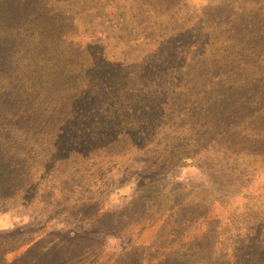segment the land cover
I'll list each match as a JSON object with an SVG mask.
<instances>
[{"label":"trees","instance_id":"16d2710c","mask_svg":"<svg viewBox=\"0 0 264 264\" xmlns=\"http://www.w3.org/2000/svg\"><path fill=\"white\" fill-rule=\"evenodd\" d=\"M28 1L31 0H0V71L5 77L8 75L7 83L17 90V83L29 79L34 82L31 93L37 95L38 91L43 88L42 94L39 95L44 98L40 102L41 108L32 110L34 112L32 114L36 116L48 115V118L63 119L62 125L64 126L78 121L79 128L89 124L92 120L94 124H91L87 130V133L91 134L88 140H97L95 132H90L91 129H95V123L102 126L112 125V120H115L118 122L116 127L122 128L121 131L110 128L105 135L101 136L98 147H88L89 150L93 149L88 153H75V149L70 152L75 157L68 156L64 161L58 160L51 166L46 163L42 166L54 180L58 179L60 189L58 193L69 192L72 184L77 185L74 179L77 172L73 173L69 170L72 159L75 160L72 164L76 161H84L79 164L80 167L93 162L92 168L96 167L95 171L99 173L105 165L102 161L105 160H107L106 164L114 163L116 170L125 169L123 160L127 155L134 156L132 161L144 163L145 166L136 172H129L125 169L127 175L138 177V186L127 206L122 209L124 212H113L111 216L104 211L101 213V210H107L105 209L107 207L99 206L97 213L101 215L96 218L95 225L79 226L78 224L64 231L42 232L15 250L1 251L0 259L5 260L18 253L17 257L7 264H75L79 258L92 252L93 248L90 245L95 242L100 244L101 237H115L114 234H118L116 232L118 230H112L106 223L112 226L115 220L120 221L116 218L118 216L127 217L132 224L134 223L131 220L133 214L139 210L141 214L136 220L139 221V230L135 238L140 239L145 231H152L155 227L158 231L157 239L152 242L153 247L149 246L144 249V252L147 250L149 254L151 250L155 252L156 249L166 248L167 245L178 241L183 242L186 237L188 238L187 233H193L192 239L197 232H189L187 229L200 222L206 226L210 219V206H202L200 208L202 213L195 218L191 210L192 206L183 203L176 205L170 202L169 185L163 188L160 183L165 182L166 175L173 170L186 165L202 167L201 163L217 155L223 157V160L226 158L225 164L231 166L239 174L238 155L249 150L251 152V149L261 152L264 149V132H253L255 137L251 138L249 133L243 132L238 126L246 123L249 117L254 119V114L251 113L253 112L251 105L254 101L252 89L256 87L257 97L264 98L262 94L264 86H261L264 84V29L260 27V23L252 20V25V21L246 23L244 19L238 20L244 14L239 17L237 11L229 12V7L218 6L202 7V15L194 21L193 17L185 13L183 16L171 14L180 10L182 6L180 4L175 6V0H111L113 2L97 0L100 3L95 6L83 3L81 0H74L75 7L81 5L83 6L82 11H87L88 22L102 21L111 25V32L115 33L117 30L118 36L113 34L117 40L134 45H138L139 42H151V40L153 43L156 42L153 50L162 47L164 52V54L151 55L154 60H158V65L157 63L147 64L145 61V65L144 62L131 65L125 67V71H122L121 67H115L116 71H111L109 66L94 68L93 64L72 67L65 56L52 57L50 50L52 40L47 36L48 31L50 34L53 31L61 33L55 36L56 40L53 45L66 44L64 46L70 48V41L73 40L74 34L68 30L82 19L75 16L71 10H64L56 12L59 18L52 22L50 19L38 22V28L43 25V30L37 36L38 38H33L34 42L28 38L26 40L20 38L22 44L28 48L23 50L22 55L33 57L35 70L27 67L30 70L20 68L18 72H14L12 68L8 74L5 65L10 62L6 55L17 47L16 42H10L13 38L12 34L18 33L22 25L34 23L26 19L27 17L24 18L33 11V6ZM49 1L58 4L73 0ZM87 1L90 3L92 0ZM117 1L126 3L122 12H118L121 8H115L116 11L109 13L110 17L101 16L102 6L110 7ZM45 5V8H48L47 4ZM45 8H41V11H46ZM126 8L128 10H125ZM64 16L68 18L63 20ZM158 18L162 20L154 22ZM151 25L164 29L171 26L169 29H172V32L151 38L152 34H148ZM135 27H143L142 36H131V30ZM94 32L97 33V29H94ZM29 37L31 38L30 35ZM108 38L110 39L111 35ZM92 39L95 41H88L90 44L86 47L87 49H106V43L102 44L100 38L92 37ZM178 50L186 51V54H183L180 59L176 57L170 61ZM81 53H83L82 50ZM71 57L72 62L75 63L74 54ZM131 70L137 72V75L129 80L135 82L141 78V75L149 74L153 75L152 79L155 82L146 85L134 84L136 86L132 89L129 86L128 88L113 86L117 73H119L118 77L126 78V74L129 71L131 73ZM153 71H156V74ZM127 75L133 77L131 74ZM143 78L147 79V76ZM163 78L170 80L171 83L168 88L164 89L168 91V94L163 100H147L148 94L152 96L159 94L160 87L155 83ZM154 87L156 91L152 94L151 90ZM120 92L124 94L117 99ZM31 93H28L27 97ZM121 101L125 102L121 103ZM30 108L32 106H29ZM261 118L263 119L264 116ZM100 119L103 122L98 124ZM258 123L257 121L256 124ZM227 125L230 127L227 128ZM58 126L59 124L56 127ZM151 126L154 128L155 136L142 139L143 131L148 134ZM128 127L133 128L128 131ZM21 132L24 133L22 130ZM26 134L30 140L29 133L26 132ZM85 141L82 139V146ZM123 149H127L126 152ZM6 157H8L7 154H5ZM51 157L49 155V159ZM3 165L6 163L0 164V183L5 182L6 174L12 177L15 172L12 166L7 164L8 166L4 167ZM82 170L85 174L81 178L88 177L95 180V172L84 168ZM110 170L113 171V169ZM90 171L91 174H89ZM219 177H224V175L217 173L216 179ZM3 187L7 188L8 184L4 183ZM74 195L72 193L67 199V203H72L71 210L81 212L92 207L91 199L74 203L72 200ZM50 198H53V192H50ZM193 211L195 213V210ZM79 215L77 214L76 217ZM215 231V229H210L202 233L208 237L213 236ZM197 241L199 238L193 242ZM101 245L103 246V242ZM99 250V258L95 264H100V262L101 264H120L117 257L106 256V252ZM173 255L167 252L154 253L152 258L147 260L143 258L141 262L134 264H169Z\"/></svg>","mask_w":264,"mask_h":264},{"label":"rangeland","instance_id":"374dc122","mask_svg":"<svg viewBox=\"0 0 264 264\" xmlns=\"http://www.w3.org/2000/svg\"><path fill=\"white\" fill-rule=\"evenodd\" d=\"M81 2L91 6L100 3L97 0H92L90 3L87 0H81ZM28 3L32 4L33 11L24 18L27 17L26 19L32 20L34 23L22 25L18 33L12 34L13 38L10 42H16L17 47L14 51H10L9 55H6L10 62L5 65L8 74H10L12 68H14V72H18L20 68L30 70L27 67L35 70L33 57L22 55L23 50L28 48L22 44L20 38L23 40L28 38L34 42L33 38H38L37 36L43 30V25L38 28V22L47 19L52 22L59 18L56 12L64 10H71L75 16L82 18L77 19L79 21L76 25L68 30L74 34L72 36L73 40L70 41V48L64 46L66 44L62 46L53 45L56 40L55 36L61 34L60 31L56 33L53 31L51 34L48 31L47 36L52 40L51 56H65L72 67L93 64L94 68L109 66L111 71H116L115 67H121V70L125 71V67L139 65L143 62L145 65V61H147V64H155L158 60H154L151 55L164 54L162 47L153 50L156 42L153 43L151 39H149L151 42H139L138 45L117 40L114 36H118L117 30L115 33L111 32V25L102 21L88 22L87 11H82L83 6L81 5L75 7L74 0L58 4L49 0H40L39 2L31 0ZM45 4L48 8H45ZM174 4L175 6L177 4L182 6L180 10L171 14L183 16V13H185L188 14L187 16L193 17L194 21L202 15V7H229L228 11H237L239 17L244 14L238 20L244 19L246 23L255 20L264 29V0H175ZM125 5L124 1H117L115 5L110 7L102 6L101 16L110 17L109 13L116 11L115 8H121L118 12H122V8L126 7ZM43 7L46 9L44 12L41 11ZM41 15L43 16L41 17ZM225 16H228L227 13ZM66 18L68 17L64 16L62 19ZM161 20L162 18H158L156 21H152L160 22ZM251 24L253 25V21ZM170 27L164 29L151 25L148 34H152L151 38L170 34L172 32V29H169ZM94 29H97V33L94 32ZM141 30H143V27H135L134 30H131L132 32L128 31L131 32V36L136 37L142 36ZM110 35L111 38L109 39ZM91 36L100 38L102 44L106 43V49H87L86 47L90 44L88 41L94 40ZM112 38H114V41H112ZM177 47L180 48V46ZM81 50L83 53H81ZM14 52L17 54L13 55ZM73 54L75 63L72 62L71 55L73 56ZM183 54H186V51L178 50L173 54L174 58L170 61L176 59V57L180 59ZM80 55L82 57H79ZM55 71L57 72V70ZM129 72L127 74H131L133 77H128L126 74V78H120V76L118 77L119 73H117L113 86H120V88L129 86L132 89L139 84L146 85L155 82L152 79L153 75L149 74L141 75V78L134 82L129 78H134L137 72L132 70L131 73ZM153 73L156 74V71H153ZM145 75L147 79L143 78ZM6 78H8V75L5 77L4 73L0 71V164L6 163V165H3L4 167L12 166L15 172L12 177L10 174H6L4 176L5 182L0 183V252L15 250L18 246L25 244L42 232L64 231L78 224L79 226L95 225L96 218L101 215L97 213L99 206L107 207L105 208L107 210H101V213L104 211L111 216L113 212H124L122 209L127 206L138 186V177L127 175L126 170L136 172L145 166L144 163L132 161L131 159L134 156L127 155L124 157L123 165L126 170H116L114 163L106 164L107 160L102 161V164L105 165L100 173L95 171L96 167L92 168L93 162L80 167L79 164L84 161H76L75 164H72L75 160H70L69 170L73 173L77 172L74 177L77 185L72 184L71 191H63L62 194L58 193L60 190L58 179L54 180L42 168L45 163L51 166L58 160H66L68 156L75 157L73 153H70L75 149V153L92 151L93 149L89 150L90 146L98 147L101 136L105 135L110 128L121 131V127H116L118 122L112 120V125L104 124L103 126L95 123V129H91L90 132H95L97 140H88L91 134L87 133V130L91 124H94L92 120L89 124L79 128L78 121L69 126H64L62 125L63 119L48 118V115L36 116L32 114L34 113L32 110L41 108L40 102L44 98L39 95L42 94L43 88L38 91V95L32 94L31 90L34 82L27 79L17 83V90H15L13 86L7 83ZM170 84V80H166V78L159 79L155 83L156 86L160 87L159 94L154 96L148 94L146 99L150 101L163 100L168 94V91H164V89L168 88ZM261 86H264V84H261ZM117 89L119 90V88ZM154 91H156L155 87L151 90V93L155 94ZM252 91L254 101L251 105V108H253L251 113L254 114V119L249 117L246 123L238 126L240 130L249 133L250 137L254 138L255 134L253 132H264V118H261L264 116V98L259 99L260 97H257L258 90L256 87ZM27 92L31 93L28 97ZM123 94V92H120L117 99H120ZM262 94H264V89ZM12 96L13 98H11ZM29 106H32V108L29 109ZM117 108L120 107L117 106ZM130 118L133 119L132 116ZM125 121H128V119H125ZM257 121L259 122L258 125L256 124ZM101 122H103L102 119L99 120L98 124ZM58 124L59 126L56 127ZM229 127L227 125V128ZM131 128L133 127H128L127 130L129 131ZM134 128L136 127L134 126ZM153 129V126H151L148 134L143 131L141 134L142 139L153 138L155 136ZM26 132L29 133L30 140H28ZM82 139L86 140L83 146ZM126 150L123 149L125 152ZM5 154L8 157L5 158ZM49 155L52 156L50 159ZM3 159H5L4 162ZM225 161L226 158L223 160V157L217 155L206 159L205 163L200 162L203 164V166L200 165L202 167L186 165L183 168L169 172L165 177V182L160 183L163 188L165 185H169L171 194L168 196L171 199L170 202L176 205L180 203L191 205L195 218L202 213L200 209L202 206H210V219L206 223L207 228L201 222L195 223L194 227L186 228L189 232H197L192 239L191 235L193 233H187L188 238L186 237L183 242L178 241L167 245L166 248L156 249L155 252L151 250L149 254L147 250L144 252V249L149 246L153 247L152 242L157 239L156 234L158 231L155 227L152 231H145L140 239L135 238V234L139 230V221H136L141 214L139 210L133 214L131 220L134 223L132 224H130L132 221L127 217L121 218L118 216L116 218H119L120 221L115 220L112 226L106 223L112 230H118L116 231L118 234H114L115 237H101L100 244L95 242L90 245L93 248L92 252L79 258L75 264H95L99 258V249L106 252V256L117 257L120 264L141 262L143 258L150 259L154 256V253L160 252L174 254L169 264H264V149L262 152L251 149V152L249 150L242 155H238L239 174L231 166L226 165ZM72 167L76 168L72 169ZM81 168L95 172V180L88 177L81 178L85 174ZM110 169H113V171ZM217 173L224 175V177L216 179ZM89 174H91V171ZM4 183L8 184L7 188L3 187ZM50 192H53L52 199L50 198ZM72 193L75 194L72 197L74 203L91 199L94 205L92 204V207L86 211L80 212L79 210L76 212L71 210L72 203H67V199L71 197ZM193 210H195V213ZM77 214H80L79 217H76ZM210 229L216 231L213 236L209 235L210 238H208L202 232ZM197 238H199V241L194 243L193 241ZM101 242H103V246ZM100 246L101 248H99ZM158 246L160 245L158 244ZM17 254L11 255L5 260L0 259V264L9 263L17 257Z\"/></svg>","mask_w":264,"mask_h":264}]
</instances>
